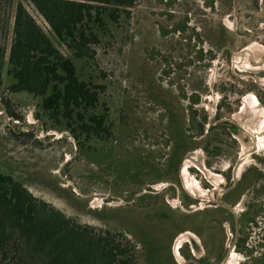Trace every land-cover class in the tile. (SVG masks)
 Wrapping results in <instances>:
<instances>
[{
    "label": "rangeland",
    "instance_id": "rangeland-1",
    "mask_svg": "<svg viewBox=\"0 0 264 264\" xmlns=\"http://www.w3.org/2000/svg\"><path fill=\"white\" fill-rule=\"evenodd\" d=\"M17 1L72 55L30 0H0V170L75 222L134 241L139 264L208 215L233 252L223 264H264V0H137L91 57H74L110 126L90 139L48 118L40 97L11 91ZM217 122L225 146L209 154Z\"/></svg>",
    "mask_w": 264,
    "mask_h": 264
},
{
    "label": "trees",
    "instance_id": "trees-1",
    "mask_svg": "<svg viewBox=\"0 0 264 264\" xmlns=\"http://www.w3.org/2000/svg\"><path fill=\"white\" fill-rule=\"evenodd\" d=\"M30 1L72 55L64 54L24 3L17 1L8 53V74L14 78L11 91L40 97V108L48 118L87 139L108 137L106 114L95 112L98 91L80 78L74 57H91V45L99 41L100 32L130 16L137 0ZM222 126L217 122L207 130L209 154L225 146ZM230 132L237 133L238 128ZM120 236L118 231L75 222L0 170V264H139L137 244Z\"/></svg>",
    "mask_w": 264,
    "mask_h": 264
},
{
    "label": "flooded vegetation",
    "instance_id": "flooded-vegetation-1",
    "mask_svg": "<svg viewBox=\"0 0 264 264\" xmlns=\"http://www.w3.org/2000/svg\"><path fill=\"white\" fill-rule=\"evenodd\" d=\"M256 2L254 1L255 4H258V1ZM187 29L188 27L184 24L178 27L177 32H185ZM228 220L227 217L225 221ZM222 225L221 219H216L214 215H208L203 219H193L185 225L179 226L177 232H191V237L183 242L181 240L177 243L174 242L173 248L171 247V252L174 255L178 254L183 257L182 262L176 260L175 264H223L230 260L233 257V252L227 250L224 241H222L220 231ZM237 242L238 239L235 240L234 247H237ZM195 249H202V252L197 254ZM174 259L176 258L174 257Z\"/></svg>",
    "mask_w": 264,
    "mask_h": 264
},
{
    "label": "crops",
    "instance_id": "crops-1",
    "mask_svg": "<svg viewBox=\"0 0 264 264\" xmlns=\"http://www.w3.org/2000/svg\"><path fill=\"white\" fill-rule=\"evenodd\" d=\"M170 238L167 239V247L164 250L158 248V243L152 245L149 253V263L150 264H175L177 259H174V256L169 248ZM180 256V255H179ZM176 258V257H175ZM177 262H181L178 261Z\"/></svg>",
    "mask_w": 264,
    "mask_h": 264
}]
</instances>
